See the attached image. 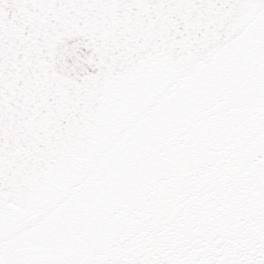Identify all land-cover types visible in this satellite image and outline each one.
Returning a JSON list of instances; mask_svg holds the SVG:
<instances>
[{
  "label": "snow or ice",
  "instance_id": "snow-or-ice-1",
  "mask_svg": "<svg viewBox=\"0 0 264 264\" xmlns=\"http://www.w3.org/2000/svg\"><path fill=\"white\" fill-rule=\"evenodd\" d=\"M0 264H264V0H0Z\"/></svg>",
  "mask_w": 264,
  "mask_h": 264
}]
</instances>
